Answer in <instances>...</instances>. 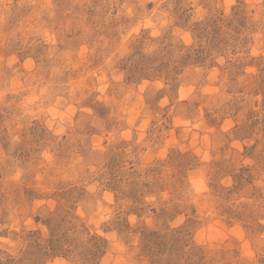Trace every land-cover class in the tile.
<instances>
[{
	"label": "rangeland",
	"instance_id": "rangeland-1",
	"mask_svg": "<svg viewBox=\"0 0 264 264\" xmlns=\"http://www.w3.org/2000/svg\"><path fill=\"white\" fill-rule=\"evenodd\" d=\"M0 264H264V0H0Z\"/></svg>",
	"mask_w": 264,
	"mask_h": 264
}]
</instances>
